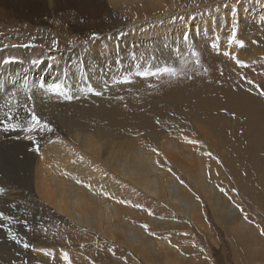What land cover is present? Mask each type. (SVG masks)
<instances>
[{"label":"rangeland","instance_id":"1","mask_svg":"<svg viewBox=\"0 0 264 264\" xmlns=\"http://www.w3.org/2000/svg\"><path fill=\"white\" fill-rule=\"evenodd\" d=\"M165 8L162 13L149 14L146 18L153 22L163 17L162 21L158 22L170 24L172 27H175L176 23H185L180 29L176 26L175 30L178 31V37L184 36L185 45L177 51L174 49L177 53L175 58L167 61L149 51L150 46L146 44L150 42V45H153L160 39L159 36H149L148 41L143 43V48L130 53L134 56V66L145 64L153 65L154 68L150 70L144 67L129 73V70L119 69L117 66L119 75L128 74L123 77L124 80L115 81V85L106 86L104 91L112 87L116 92L112 94L116 98L111 96L126 106L128 101L125 94L138 90L137 85H142L148 90V94L153 92L152 96L156 97L158 96L155 93L165 91L167 98L160 100L161 104L158 105V98L147 95L152 98L137 112L145 115L144 111H151L153 124L163 131L161 137H165L169 142H172L171 136L176 137L187 152L201 156V161L205 162L210 186L208 193H205L199 184V175L193 172L188 175L180 171L176 163L169 158L161 164V167L171 169L170 172L177 182L175 191L182 203L191 207L189 211L193 218L192 215L173 211L166 203L148 196L129 183L124 182L116 187L114 200L131 202L122 204L138 215H143L137 224L145 230L144 234L148 235V240L154 241V250H149L150 256L146 259L137 251L60 215L52 205L38 196L34 188L31 192L19 188L25 192L23 195L13 193L15 202H9L8 208L0 205V212L13 217L11 221L0 218V224L6 225L0 227V264H67L63 259V252L69 254L72 264H163L166 258H178L174 250L184 255L182 264H264V234L261 233V229H264V95H261L264 91V0H176L174 6L167 5ZM252 12L255 13L251 14ZM111 14L124 31L117 39L129 33L128 29L125 30L127 24L137 22L134 18L137 13L116 0H107L103 16ZM187 16H191L189 23ZM211 18L214 22L211 28L200 31ZM146 22L139 24L143 27ZM26 24L27 28H22ZM234 26L237 29L236 40L243 41L244 47L232 41ZM186 27L197 28L199 35L196 42L189 32L190 29L186 30ZM14 29L15 31L9 32L14 33L15 38H20L17 45L8 47L3 44L4 36H0V60L5 58L8 61L27 62L49 57L53 64L59 62L63 55L62 50H59L61 42L59 41V47L52 46V42L57 39L51 36L52 34L39 38L36 30L41 29L40 33H45L44 27L21 21L18 28ZM185 31L188 32L185 34ZM88 37L89 35L84 33L79 41L85 42ZM188 37H193V45L187 40ZM134 40L135 43H142L140 39ZM48 42H51L50 46ZM128 42L133 43L132 39ZM128 42L123 46L127 47ZM116 45L121 47L120 43ZM67 46L63 45L64 48ZM134 47L135 45H132V48ZM226 52L233 55H226ZM237 58L244 61L245 66L237 64ZM197 59L199 64L196 63ZM174 60L175 64H169ZM104 64L111 69L108 61ZM165 66L176 68L177 75H143L145 72L154 73ZM107 68L102 70L106 71ZM189 90L195 91L194 99L181 100V95L191 96L188 95ZM240 91L245 94L242 95ZM109 93L110 90L103 97L107 98ZM240 94L244 97H240ZM23 95L16 97L17 102L9 107V111L20 110L24 103L32 111L35 110L34 105L29 103L30 100L24 102ZM100 95L102 93L93 97ZM196 100L205 104L218 103L221 108L214 110L212 107L210 112V109L197 104ZM249 104H253L255 108H251L253 105ZM258 107L263 109L258 110L259 113L256 110ZM208 113L229 119L223 121L218 117L219 120L213 119L210 122L207 121V118L211 117ZM207 129L212 131L210 137L205 133ZM144 131L140 129L134 131L136 133L127 134L137 137ZM184 137L199 143H189ZM177 139H174V142ZM207 153H211V156ZM5 161L6 158L0 157V165L2 164L7 172ZM4 194L9 196L6 190ZM136 204L142 207H134ZM148 216L163 219L164 227L158 229L151 225L146 218ZM145 224L149 226L147 231L142 227ZM9 228L17 235L18 240L11 239ZM153 232L155 235L150 234ZM24 241L30 245L29 248L23 247ZM158 241L167 245L160 246L156 243ZM40 249L51 250L54 255L49 256L39 251Z\"/></svg>","mask_w":264,"mask_h":264},{"label":"bare ground","instance_id":"2","mask_svg":"<svg viewBox=\"0 0 264 264\" xmlns=\"http://www.w3.org/2000/svg\"><path fill=\"white\" fill-rule=\"evenodd\" d=\"M116 1L137 13L134 17L137 22L126 25L125 30L128 29L129 33L121 39L117 38L124 31L123 27L117 24L116 18L112 14L103 16L107 0H0V36H4L3 44L8 47L17 45L20 38H15L14 33L9 31H15L14 28H18L21 21L33 22L45 28V33H40L41 29L36 30L39 38L50 34L57 37L55 41L58 43L52 42L51 45L59 47L60 41L59 50H62L63 54L57 64H53L49 57L27 62L8 61L5 58L0 60V157L7 159L5 164L8 170L5 172L4 166L0 165V205L8 208L9 202H15L13 193L23 195L34 188L38 196L52 205L60 215L130 250H135L148 259L149 250H154V241L148 240V235L144 234L145 230L137 224L143 215H138L131 208L114 200L115 188L124 182L129 183L148 196L166 203L173 211L192 215L193 218L189 211L191 207L182 203L175 191L177 182L174 175L161 167V164L165 163L166 158L172 159L180 171L188 175H192V172L199 175L201 179H197H200L199 184L205 193L209 192L210 186L202 157L195 156L191 151L187 152L176 137L171 136L172 142L161 137L163 131L153 124L151 111H144L145 115L137 112L145 107L147 100L156 97L152 96L153 92L148 94L146 88L137 85L138 90L125 94L128 104L130 103L126 106L119 99L113 98L116 92L112 87L104 91L106 86L115 85V81L124 80L123 77L128 74L119 75L117 66L119 69L129 70V73L144 67L150 70L154 68L153 65L145 64L134 66V56L130 53L144 46L143 43L148 41L149 36L160 37L155 44H146L150 46L149 51L152 54L167 61L175 58L177 49L185 45L184 36L178 37V31H175L176 26L180 29L185 23H176L175 27H172L170 24L158 22L162 21L163 17L150 22L146 16L162 13L166 9L165 6H174L176 0ZM253 13L255 12L251 14ZM210 20L206 21L200 31L211 28L214 22L212 18ZM187 21H191V16ZM140 22L146 23L142 27ZM22 28H27V24ZM185 29H190L189 32L196 42L199 35L197 28ZM187 32L185 31V34ZM84 33L89 37L85 42H80L79 39ZM193 37L187 39L192 45ZM131 39L132 44L128 42ZM134 39H140L142 43H135ZM127 42L129 44L124 47ZM50 43L47 44L50 46ZM116 43H120L122 48ZM64 44L68 46L64 48ZM132 45L135 47L132 48ZM106 61L111 66L110 70L104 64ZM175 63L174 60L169 64ZM102 68L107 70L103 71ZM56 84L60 85L59 90H53ZM109 90V96L103 97ZM99 93L102 95L93 97ZM241 93L245 94L243 91ZM20 94L25 95L24 102L30 100L29 103L31 102L36 110L34 112L47 121L53 131L36 129L30 133L28 126L32 110L25 103L23 107L20 106V110H8ZM155 94L158 96V105L161 104L160 100L167 98L163 90L162 93ZM188 95L191 96L187 97L186 94V97H179L183 101L194 99L195 91L189 90ZM242 95L240 97L243 98ZM198 100L196 103L205 109L221 108L218 103L205 104ZM241 106L243 107V104ZM251 108H255L254 105ZM38 109L41 111H37ZM256 110L258 112L263 109L258 107ZM208 114L211 117H208L207 121L219 120V115ZM219 118L223 121L229 119L222 116ZM140 129L145 131L138 135L139 137L127 134L136 133L134 131ZM211 132L210 129L205 131L208 137L212 135ZM30 135L35 138L29 140ZM174 139H177L176 142ZM37 144L39 151L36 150ZM153 148L158 152H153ZM19 188L26 191L22 192ZM5 190L9 192V196L4 194ZM146 218L154 227H164L163 219L154 216ZM156 243L160 246L167 245L163 241ZM174 251L178 258H166L163 264H182L184 255Z\"/></svg>","mask_w":264,"mask_h":264},{"label":"snow or ice","instance_id":"3","mask_svg":"<svg viewBox=\"0 0 264 264\" xmlns=\"http://www.w3.org/2000/svg\"><path fill=\"white\" fill-rule=\"evenodd\" d=\"M236 31H237V29L234 26L233 30H232V41L238 43L240 47H244V42L243 41H237L236 40ZM232 41H230V42H232ZM54 43H57V42L54 41ZM214 47H216V45H214ZM225 54L226 55H233L230 52H226ZM196 55L198 57L199 54L197 53ZM233 58H235V57H233ZM196 63L197 64L200 63L199 59L196 60ZM236 63L241 65V66H245V62L240 60V59H238V58L236 59ZM163 73H168L169 75H173L174 76V75H177V69L174 68V67L165 66L163 68L158 69L154 73L145 72V73H143V75L144 76H149V75L158 76V75H161ZM59 89H60V85L59 84H56V85L53 86V90H59ZM261 95H264V91L261 92ZM69 98H71V97H69ZM157 123H159V121H157ZM12 126L16 127L17 125H12ZM36 129L45 130V131H53L51 125L47 121L42 120L40 116H38L34 111H32L31 122H30V124L28 126V131L31 133V132H33ZM34 138L35 137H33L31 135L28 137L29 140H32ZM184 139L187 142L192 143V144L199 143V141H196V140H190L189 141L187 137H184ZM36 150L39 151V144H37V149ZM152 151L153 152H158V150L155 149V148H153ZM207 155L211 156V153H207ZM81 159H83V157H81ZM157 163H159V161H157ZM169 171H171V169H169ZM181 183H183V181H181ZM88 187H91V185H88ZM0 191H2V189H0ZM105 195H108V193H105ZM119 202L120 203H131L130 201H124V200H121ZM133 206L134 207H138V208L142 207V205H139V204H136V205H133ZM0 218H2L3 220H6V221L13 220V217L6 216L3 212H0ZM0 227H6V225L5 224H0ZM142 227H144L146 230L149 228V226L146 225V224L142 225ZM8 232H9V235L11 236V239L18 240L17 235L12 232L11 228L8 229ZM261 233L264 234V229H261ZM150 234L151 235H155L154 232L150 233ZM22 243H23V247H25V248H29L30 247V245L26 241H24ZM39 251H44L49 256H53L54 255V253L51 250L40 249ZM63 259L67 262V264H72V261H71V259L69 257V254L67 252H63Z\"/></svg>","mask_w":264,"mask_h":264}]
</instances>
